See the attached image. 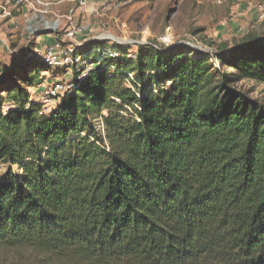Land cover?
Returning a JSON list of instances; mask_svg holds the SVG:
<instances>
[{
  "label": "trees",
  "instance_id": "1",
  "mask_svg": "<svg viewBox=\"0 0 264 264\" xmlns=\"http://www.w3.org/2000/svg\"><path fill=\"white\" fill-rule=\"evenodd\" d=\"M37 46L0 80V264H264V104L235 87L264 85V36L89 40L61 68ZM69 70L41 117L29 89Z\"/></svg>",
  "mask_w": 264,
  "mask_h": 264
},
{
  "label": "rangeland",
  "instance_id": "2",
  "mask_svg": "<svg viewBox=\"0 0 264 264\" xmlns=\"http://www.w3.org/2000/svg\"><path fill=\"white\" fill-rule=\"evenodd\" d=\"M221 1L222 5H217L215 0H86V4L81 6L78 1L66 0H28L23 5L0 0V40L6 41L8 47L0 48V80L6 74L13 53L21 51L31 42L38 45L40 36L46 39L47 35L54 34L45 31L47 24L59 28V33L54 36L64 43L63 46L72 44L76 47L92 40L99 41L109 49L114 44L128 46L134 53L137 52V45L152 43L154 47L182 46L195 52L215 54L219 45L232 47L248 32L264 36V18H260V13L255 20L251 15L254 11L233 9L243 1ZM255 1L264 5L261 0ZM73 27H87L90 31L78 36L75 42L66 37ZM30 29L44 31L33 37ZM197 56V53L191 55L193 58ZM212 59L216 61L214 57ZM72 78V70H69L49 81L51 85L45 82V90L62 86L55 92L56 96H52V110L56 108L58 98L60 100L68 92L65 88ZM166 85L169 87L170 83ZM36 87L29 89L31 97V91ZM147 87L151 88L152 85L148 83ZM235 87L264 104L263 84L242 80ZM42 96L38 95L40 99ZM6 109L4 111H8ZM94 124L105 136L102 119H96ZM5 169L1 166L0 174Z\"/></svg>",
  "mask_w": 264,
  "mask_h": 264
},
{
  "label": "built area",
  "instance_id": "3",
  "mask_svg": "<svg viewBox=\"0 0 264 264\" xmlns=\"http://www.w3.org/2000/svg\"><path fill=\"white\" fill-rule=\"evenodd\" d=\"M16 2L19 5H23L28 3V0H11ZM69 2H79L81 6H84L86 4V0H66ZM239 1H243L244 5L246 7V10L251 12H258L261 14L260 18H264V5L260 2H256L255 0H239ZM215 3L217 5H222L223 1L221 0H215ZM45 31H52L54 34H52L51 36L54 37L55 39V43L44 47V48H40L39 45L36 48V52H38L44 59L45 61L52 67L54 68H61V67H68L71 64H79L81 62V58L78 57L76 59V61L71 60L72 54L79 49L81 46V44H78L76 47L72 44H66L65 46H63V42H61V40L54 36L57 35L59 33V28L56 26H50L49 24H47L45 26ZM242 30V29H240ZM31 31V36H36L37 33L44 31V30H39V29H35ZM90 29L87 27H73L66 35V37H69L71 39H74L75 42H77V37L83 34H86L87 32H89ZM7 48V43L6 41H2L0 40V48ZM83 64V63H82ZM92 70V66L91 65H87L85 68V72L83 74V77L86 76V73H88L89 71ZM59 89H62V86H57L55 89H48L45 90L42 93V97L40 100H42V109L40 111V116H48L51 113V110L53 108V99L52 96H56V91H58ZM72 89V85L69 84L65 90L66 91H70ZM59 99V98H58ZM10 104L6 105L4 108L6 110H9L10 108Z\"/></svg>",
  "mask_w": 264,
  "mask_h": 264
},
{
  "label": "crops",
  "instance_id": "4",
  "mask_svg": "<svg viewBox=\"0 0 264 264\" xmlns=\"http://www.w3.org/2000/svg\"><path fill=\"white\" fill-rule=\"evenodd\" d=\"M235 1V0H234ZM239 1V0H238ZM261 1H263L264 2V0H261ZM238 8H239V10H238ZM233 9H235V10H238V11H242L243 9H246V7H245V5H244V3H240V5L239 6H236L235 8H233ZM245 10H243V12H244ZM251 15H252V17L256 20V19H258L259 18V13L256 11V12H254V13H251ZM55 43V39H54V37L53 36H51V35H47L46 36V39H43L41 36L39 37V40H38V45H39V47L40 48H44V47H47V46H50V45H52V44H54ZM47 83V85H51L52 83L51 82H49V81H47L46 82ZM46 83H44V84H42L41 86H38V87H36L37 89L35 90H33V91H31V93H32V99L33 100H35V101H38V100H40V97H38V95H40V94H42L44 91H45V88L47 87L46 86ZM40 87V89H38ZM59 101V100H58Z\"/></svg>",
  "mask_w": 264,
  "mask_h": 264
}]
</instances>
